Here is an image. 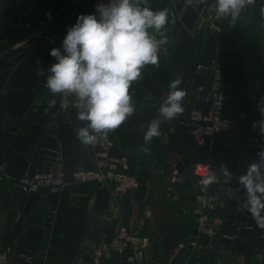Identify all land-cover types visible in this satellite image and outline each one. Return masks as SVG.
<instances>
[{"label": "crops", "instance_id": "1", "mask_svg": "<svg viewBox=\"0 0 264 264\" xmlns=\"http://www.w3.org/2000/svg\"><path fill=\"white\" fill-rule=\"evenodd\" d=\"M214 2L148 0L153 10L170 9L163 30L167 43L158 52L159 67L145 65L142 79L129 89L133 115L107 133L111 152L126 156L137 183L116 195L111 181L69 177L94 165V147L82 144L74 131L88 122L77 119V109L45 114V76L38 75L55 63L50 41L62 42L79 15L92 14L91 0H0V250L8 249L7 264H92L95 251L121 225H139L149 238L142 260L131 263L111 254L99 264H264V229L242 208L246 193L238 181L208 186L224 201L214 212L223 219L216 234L207 236L196 224L194 164L244 174L264 149V136L253 128L264 98V3L246 8L234 25L224 20L214 34L200 26ZM149 33L160 39L153 29ZM18 42L21 47H15ZM215 68L223 77L225 126L198 146L188 116L194 109L210 110L206 93ZM178 76L186 91L184 113L162 124V135L145 144L148 125ZM57 167L68 183L56 195L24 194L14 186L19 176ZM175 169L179 180L171 182ZM242 224L252 229L237 232Z\"/></svg>", "mask_w": 264, "mask_h": 264}, {"label": "clouds", "instance_id": "2", "mask_svg": "<svg viewBox=\"0 0 264 264\" xmlns=\"http://www.w3.org/2000/svg\"><path fill=\"white\" fill-rule=\"evenodd\" d=\"M197 2L207 4L208 0ZM254 3L255 0H215L208 5V11L234 25L246 7ZM170 14L168 8L153 10L148 0H109L107 4L99 3L96 13L77 17L62 41L63 51L50 50L56 62L46 71L39 70L38 75L45 76V87L51 93L74 94L76 117L88 122L86 127L74 130L82 144H92L95 133L115 131L133 115L134 101L129 89L133 82L142 79L145 65L159 67L158 52L167 43L163 30ZM149 29L159 33L160 39L150 35ZM181 82L179 76L170 81V91L159 105L158 116L150 121L144 134L145 144L162 135V124L184 113L186 91L179 87ZM257 108L261 119L253 123V128H259L264 136V98L258 101ZM257 156L258 160L236 179L246 193L242 208L264 229V149ZM221 174L232 176L224 165ZM218 181L219 177L211 172L200 183L207 187Z\"/></svg>", "mask_w": 264, "mask_h": 264}, {"label": "built area", "instance_id": "3", "mask_svg": "<svg viewBox=\"0 0 264 264\" xmlns=\"http://www.w3.org/2000/svg\"><path fill=\"white\" fill-rule=\"evenodd\" d=\"M78 1V0H74ZM109 0H91L92 14L96 13V7L99 3L107 4ZM264 2V0H255V4ZM226 20L215 12H210L207 17L200 20V26L206 27L212 33L217 34L222 29V23ZM19 27L21 24L18 25ZM54 48H61L62 42L50 41ZM23 42H18L15 47H21ZM61 51L62 48H61ZM55 59V58H54ZM56 62V61H55ZM45 91V102L43 112L47 115L56 113H67L75 110V96L71 93H51L43 84ZM225 91L223 87V77L220 69L215 68L212 72L209 91L206 93V99L209 103V111L194 109L188 116V126L193 140L198 146H204L218 134L225 126V120L222 117L223 102ZM246 117V114H241ZM95 141L91 144L94 147V165L92 168L75 170L70 173L69 177L74 182L88 181H111L112 192L116 195L123 194L128 190L134 189L137 185L135 177L127 171L128 160L126 156L114 154L111 152L112 140L108 134L95 133ZM5 165L0 163V179L4 175ZM229 171V170H228ZM199 172H202L201 174ZM215 173L219 181L213 185H232L237 182L236 177L241 175L238 171H229L232 173L231 178L224 177L221 170L214 168L212 165L194 164L192 174L196 178L197 191L194 195L196 224L198 230L207 235L214 236L221 227L223 219L214 214V212L224 206V201L220 198L218 190H209L200 181L210 173ZM179 180V172L175 169L172 171L171 182ZM68 183V175L61 167H57L49 172H35L31 175H24L15 178L14 186L24 194L38 195L49 197L60 193ZM144 216H151V210L145 209ZM252 226L242 224L236 228L237 232L250 230ZM225 239H232L230 235H224ZM149 242V238L143 234L138 226L129 227L121 225L116 232L105 240L95 251L92 264H99L101 259L111 254L121 256L127 262L138 263L144 256V251ZM8 249L0 250V264H7Z\"/></svg>", "mask_w": 264, "mask_h": 264}, {"label": "water", "instance_id": "4", "mask_svg": "<svg viewBox=\"0 0 264 264\" xmlns=\"http://www.w3.org/2000/svg\"><path fill=\"white\" fill-rule=\"evenodd\" d=\"M50 121H52V116H50V118H49V122H50ZM47 202H48L47 199H43V200H42V204H43V205H46Z\"/></svg>", "mask_w": 264, "mask_h": 264}, {"label": "rangeland", "instance_id": "5", "mask_svg": "<svg viewBox=\"0 0 264 264\" xmlns=\"http://www.w3.org/2000/svg\"><path fill=\"white\" fill-rule=\"evenodd\" d=\"M261 3H264V2H260V3H258V4H255V5L257 6V5L261 4ZM255 5H254V6H255ZM199 173L201 174L202 172H199Z\"/></svg>", "mask_w": 264, "mask_h": 264}]
</instances>
